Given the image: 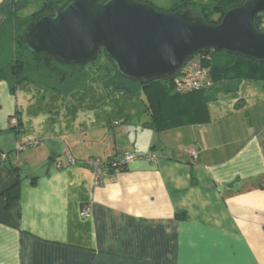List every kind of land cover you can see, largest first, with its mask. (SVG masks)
Wrapping results in <instances>:
<instances>
[{
  "label": "crops",
  "instance_id": "1",
  "mask_svg": "<svg viewBox=\"0 0 264 264\" xmlns=\"http://www.w3.org/2000/svg\"><path fill=\"white\" fill-rule=\"evenodd\" d=\"M46 1L61 0H4L0 31ZM85 70L66 92L0 78V264H264V77L175 94L166 83L117 88L103 54ZM30 139L40 143L16 150ZM65 151L156 159L96 181L87 165L57 167Z\"/></svg>",
  "mask_w": 264,
  "mask_h": 264
},
{
  "label": "water",
  "instance_id": "2",
  "mask_svg": "<svg viewBox=\"0 0 264 264\" xmlns=\"http://www.w3.org/2000/svg\"><path fill=\"white\" fill-rule=\"evenodd\" d=\"M264 0H243L216 24L190 9L162 11L140 0H65L24 31V48L75 65L94 61L99 51L125 78L172 80L191 57L222 49L264 62V32L255 20Z\"/></svg>",
  "mask_w": 264,
  "mask_h": 264
},
{
  "label": "trees",
  "instance_id": "3",
  "mask_svg": "<svg viewBox=\"0 0 264 264\" xmlns=\"http://www.w3.org/2000/svg\"><path fill=\"white\" fill-rule=\"evenodd\" d=\"M64 1L65 0H61L56 3L46 1L41 9L34 12L26 21H22L19 24L8 21L4 24L0 31V78L8 79L12 87L19 82L28 81L41 86L44 91L66 92L82 84V80L86 75L85 65L66 64L47 53H36L24 48V31L29 23L43 13L52 14ZM103 1L104 0H98V3L101 4ZM140 1L151 4L149 0ZM242 1L243 0H213L211 6H196L191 0H180L178 3L174 4L172 8L165 11L172 12L182 8H188L191 12L196 11L206 22L216 24L220 21V18L227 8L237 5ZM255 23L257 29L264 32V13L257 16ZM102 54L103 52L100 50L98 56ZM201 55V61L205 66L209 67L210 76L214 84L227 78L264 77V62L248 59L239 54L228 53L222 49H209L201 53ZM111 66L114 70L111 78L113 85L117 88L126 89L127 83L134 80L125 78L112 64ZM180 73L181 69L178 75ZM177 76L172 80L153 79L150 81L138 82L144 84L147 89H153V87L155 88L157 85L166 83L168 85L166 91H173V93L177 94L178 92L174 90ZM211 88L194 91L208 92ZM156 122L158 125L161 124L159 120L146 124L147 126L156 127ZM20 126L21 123L19 120L17 126L11 127L15 129L16 132H19ZM110 158H108V160ZM18 182L19 180L17 179L3 192L7 197L8 204L11 200L18 197Z\"/></svg>",
  "mask_w": 264,
  "mask_h": 264
},
{
  "label": "built area",
  "instance_id": "4",
  "mask_svg": "<svg viewBox=\"0 0 264 264\" xmlns=\"http://www.w3.org/2000/svg\"><path fill=\"white\" fill-rule=\"evenodd\" d=\"M4 0H0V3ZM201 54L197 57L189 58L181 68V73L177 76L176 82L174 84V90L178 93H184L187 91H198L209 89L213 86V80L210 76L209 67L205 66L201 61ZM19 122L17 115H12L9 117L10 126H17ZM40 143L39 139H30L17 146L16 150L19 151L24 147L36 146ZM191 155L194 157V151H190ZM135 159H145L148 161H155L156 156L151 152H131L125 151L118 154L109 160H103L99 157H89L84 160H76L69 151H65L64 159H55V165L57 167H63L68 164L80 163L87 165L93 170L94 179L97 181L100 177V169H121L126 167L127 163ZM90 206L88 204L83 205L80 209V216L85 217L90 214Z\"/></svg>",
  "mask_w": 264,
  "mask_h": 264
},
{
  "label": "rangeland",
  "instance_id": "5",
  "mask_svg": "<svg viewBox=\"0 0 264 264\" xmlns=\"http://www.w3.org/2000/svg\"><path fill=\"white\" fill-rule=\"evenodd\" d=\"M150 3L159 10L165 11L174 6V4L178 3L180 0H149ZM193 3L197 5H207L211 6L213 4V0H191ZM193 16H199L196 11L191 12ZM195 55L193 57H197Z\"/></svg>",
  "mask_w": 264,
  "mask_h": 264
}]
</instances>
